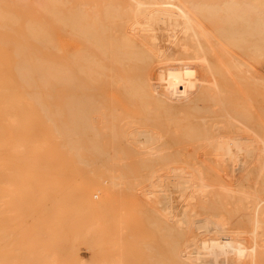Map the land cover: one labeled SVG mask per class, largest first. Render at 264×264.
Returning a JSON list of instances; mask_svg holds the SVG:
<instances>
[{"label": "bare ground", "instance_id": "bare-ground-1", "mask_svg": "<svg viewBox=\"0 0 264 264\" xmlns=\"http://www.w3.org/2000/svg\"><path fill=\"white\" fill-rule=\"evenodd\" d=\"M14 2L13 4H18ZM85 2H81V8L86 5ZM256 2L254 0L216 2L110 0L109 4L105 3L102 12L95 13L92 10L93 15L83 14L85 12L79 10V6L76 7L78 12L67 13L60 8V13L56 12L58 16L55 13L56 9L53 13L50 11L54 18L48 14L52 21L57 17L56 25L61 24L64 28L62 30L69 31L81 44L77 54H73L72 57H66L64 52L58 49L60 60L57 61L61 62L60 64L48 62L51 64L49 67L44 64L41 66L43 85L51 84L49 88L51 92L53 85L58 87L57 100L61 105L76 106L75 110L71 111L74 112L72 116L67 113L69 118L67 119V116L66 121L62 122V127L56 136L57 140H61L62 159L70 160L77 170H85L83 168L89 167L91 169L94 165H98L99 168L108 166L112 170L109 173L113 175L107 174L110 178L106 184L108 188L124 189L125 194L131 196L134 201L133 210L139 214L137 221L149 225L150 233L152 227L155 230L153 233L157 234L154 236L151 234L150 239H147L149 244L154 243L155 236L159 239L158 245L156 243L149 245L153 247L156 244V247H153L156 248L154 254L157 251L156 257L154 255V264H264V146L262 145L264 136L261 137L263 128L256 124L257 121L255 123L257 109H254L253 105L252 87H254L253 81L257 79H254L247 64L249 61H246L251 51L259 52L264 47V18L262 19L259 10L257 11L259 7L256 9L258 6L255 5ZM42 6L45 9L43 3ZM42 6L37 9H43ZM3 11L4 13L0 14L1 23L7 19L13 21L10 25L12 27L8 28L13 29L19 19L14 21L10 15V18L8 14L4 15L5 10ZM43 11L41 13L47 16ZM255 14L260 17L254 19ZM214 20L222 21V26L214 30L211 28L213 30L211 32L205 28L203 22L212 23ZM7 21L5 22L8 23ZM96 21L106 22L95 24ZM111 21L117 23L113 26ZM5 22L3 25L0 24L2 31H6L4 33L8 34L7 36L15 33L4 28L7 27ZM37 26L34 28L22 26L25 35L22 36L21 32L20 37L26 36L45 43L46 39L44 40L43 37L46 31L42 32ZM4 33L0 32V36ZM255 36L259 38L257 47ZM212 44H216L215 47L220 50L219 46L225 44L235 48L239 54L236 57L231 56L233 58L230 57V62L225 63L221 58L219 60L218 55L212 54L216 49ZM210 55H213L212 59L215 62L210 61ZM254 55L253 53L252 56ZM107 90L118 93L119 98L114 95L108 96L105 93ZM4 91L6 92L7 89L4 88ZM230 92L234 93V96L228 99L227 93L231 96ZM36 98L38 99L37 96ZM30 101L27 99V102ZM102 103L128 104L138 111L137 120L142 121L140 128L127 125L129 122L125 124L128 130H123L120 134L115 133L118 127L116 129L114 127V133H111L113 126L108 128L111 130L109 134H114L110 137L113 142L120 141L125 146L124 149L117 151L112 143H110L111 148L99 144V130L94 124L102 123L110 115L109 113L106 114L107 116L104 115L105 110H101L102 105H100ZM83 106L90 109L81 110ZM94 106L101 108L99 110L96 107L97 109L94 110ZM119 112L123 114L124 120L133 118L131 113L123 110ZM214 115L218 117H216L217 121L210 117ZM115 116L118 117L117 114L111 117ZM207 117H210L208 119L211 121H206ZM150 118L164 120L166 125L172 126L173 131H169L166 125L163 132L167 131L168 135L146 130L147 127H143L142 124ZM196 118L199 119L195 120ZM110 122L108 123L111 125ZM154 122L151 125L155 126L157 122L156 120ZM109 124L106 123L108 126ZM133 124L130 122V125ZM103 127L107 133L105 129L107 127ZM149 127L152 129L151 126ZM105 132L102 130V133ZM19 145L21 146V143ZM59 157L61 159V156ZM67 157L72 160L70 158L68 160ZM81 190L80 201L83 203L81 206H85L90 213L105 212L108 205L113 207L112 204L120 203L114 208L117 209V219L120 224L119 230L114 235L119 233L120 238H118L123 244L122 247L119 246L123 248L121 253H127L129 248L136 250L131 246H134L132 239L130 242L133 244H127L129 242L127 238L135 237L133 234L136 231L130 235L132 232L126 225V218L123 215L125 209L123 210L122 207L125 203L124 197L122 201L106 199L95 204L92 197L99 195L101 189H96L93 194L85 188ZM131 191H134V194H131ZM130 209V206L126 207L127 212ZM90 222L89 226L85 225L90 231L88 233H95L92 229L99 228V221L94 218ZM144 225L139 228L142 230ZM1 232L2 235L3 231ZM121 237L126 242L122 241ZM152 237L153 241H151ZM5 238H8V235ZM142 242L144 243L143 240ZM139 244H136L137 247ZM123 246L125 249L126 246L129 248L124 251ZM131 249L129 250L132 252ZM144 250L149 249L144 248ZM142 251L137 250L139 254ZM131 252L127 253L130 254L128 257L134 253ZM122 255L125 259H130L126 258L125 253ZM114 256L110 257L113 260L111 263L108 258L107 261L103 262L99 259L93 263L124 264L122 261L125 260L124 257L122 259L117 255L115 256L117 258ZM3 259L7 260L6 256L0 257V264H8V260L5 263ZM103 259L105 260L106 257ZM30 260H33L32 257ZM41 261L43 262V259ZM89 263L93 264L92 261Z\"/></svg>", "mask_w": 264, "mask_h": 264}, {"label": "rangeland", "instance_id": "rangeland-1", "mask_svg": "<svg viewBox=\"0 0 264 264\" xmlns=\"http://www.w3.org/2000/svg\"><path fill=\"white\" fill-rule=\"evenodd\" d=\"M11 1L14 2V0H9L10 3H8V0H0V6L2 7L0 8V10L4 8L3 9L5 10L4 15L7 16L8 14V17L10 15V17H12L11 19H13L14 21H18L16 19H19L20 21V22L19 21L16 22L15 24L16 26L13 24V26L15 27H13V29L10 28V30L8 28L12 27L10 25H11V22L13 23V21H10L8 19H7L8 21L7 20L3 21V23L5 21L8 22V23L5 22L7 27L4 24L5 26L4 28L8 29L9 32L11 31L15 32L7 36L8 34H5L6 31H2L3 28L1 26L3 25V23H1L2 20H0V24H2L0 26L1 27L0 32H3V33L5 32L3 36L2 35L0 36V88L1 89L3 88L2 90L0 89L1 91V94H0V222H1L0 223V249H1L0 257L2 256L3 258L4 256H6V259L8 260V262L7 260H4V259L3 260L4 262L6 261L8 264H23V262L24 264H30V263L32 264H36V263L37 264H82V263L87 264L89 263V261L90 262L92 261L93 263V261L97 262L99 261V259L104 262V261H107V258L110 259L108 261H110L111 263L113 262L111 258L114 255L115 256L117 255L122 259L124 257L125 259V256L122 254L125 253L126 255L127 253H130L131 251L129 249L131 248L126 246V249L129 248L128 251L130 252L127 251V253L126 252L121 253L123 251V248H119V246L122 247L123 244H121L122 242H120L119 240L120 238V236H118L119 233L118 235L116 234L114 235V233L119 230L118 226L120 227L119 220L117 219L118 218V215L116 212L117 209H114V208H116L117 205H119L120 203L118 202V204L117 203L112 204L113 207L108 205L105 212L101 211L98 213H94V212L90 213L88 212V210L85 209V206H81V204L83 203H81L80 201V193H82L81 189L85 188L90 194H93L96 189H101V193L99 195L97 194L96 196L92 197V201L95 204H97L100 201L106 200V199H111L113 201H118V200L122 201L124 197L125 203L122 207H123V210L125 209V211L123 212V215L126 218V225L129 228V230L132 232L130 233V235H132L136 231V233L133 234L135 235V237L131 236L130 238L128 237L129 239L127 238V240H129L127 244L132 243L130 242L132 239L134 246L133 245L131 246L132 248L136 250H133V249L131 250L132 252L134 251L133 254H135L136 256L132 254L130 257H128L130 254H127L126 258H130V259L129 260L125 259L122 261L124 264H148V263L154 264L157 251L154 254V251H155L154 249L156 248H153V247H156V244L158 243L159 239L158 237L155 236L154 243L156 244L153 247H150L149 245H152L154 243L149 244L147 239L148 240L150 239L151 234L153 236L154 234L155 235L157 234L156 232L153 233L155 230L152 229V227H151L152 233H150L149 225H144V223L141 224L140 221H137L139 219V214L133 210L134 201L131 196L125 194L124 189L122 188L121 189L119 188L109 189L108 188V185L106 184H108L107 182L110 181L109 180L110 178H108V175H113L109 173V172H112V170L108 166H106L107 168H104V166H100L99 168L98 165H94L93 166L94 168L93 167L91 168L93 172L91 171L90 167L88 168L90 170L86 168H83L85 170H77L74 168L71 161L69 160L71 156L67 157L69 161L65 160V158L62 159L63 156H62V153H60V151L62 150L60 149L62 148V145H60L61 140L59 139L57 140L56 136H58V131L62 127L61 126L62 122L66 121L67 116H68L67 117L68 119L69 115L70 116L73 115L74 112L71 113V111L75 110L76 106L71 107V106H67L63 104L62 106L61 102L57 100L58 87H56V85H53L52 87L53 90L51 92L49 89L51 88V84L46 83L45 85H43L42 83V80L44 78L41 74L42 72L41 66H43L44 64V66L49 67L51 64H48V62L49 63L53 62V64L54 62L55 63L58 62L57 65L61 63L57 61V59L60 60V54L58 52V49H61L64 52V55L66 57H70V56L72 57V55L77 54V51L81 48V44L70 34L69 31L65 32V30H62L64 28H62L61 24L56 25L55 21L57 22V17L55 21H52V18L54 17L50 14V11H52L53 13V10L56 9L55 13L56 12L60 13L59 9L61 8L63 12L65 10V12L67 13L70 11H71L70 13L78 12V8L76 7L77 6L80 7L82 5L81 2L83 3L84 1H86L84 3L86 5H83V8L80 7L79 10H82L83 12H85L83 13L81 11L83 14L91 15L92 13L93 15L94 12L96 13V11L98 13L99 11L102 12L105 6V3L108 2L107 4H109L110 0H101V1H97V0H88V1L87 0H16L17 2L15 1L14 3H18V4H13V2ZM203 1H209V0H203ZM212 1L216 2L219 0H211V2ZM254 1L255 2L257 1L255 4V5H258L256 6V9L259 7L257 11L259 10L258 12L259 14H261V17L263 19L264 18V7H263L264 0H254ZM42 3L45 5V9L51 8L50 10H48L49 12L47 10L46 12H44L45 9L42 6ZM66 4H68V6L70 7H68ZM261 4L263 8L261 7ZM59 5L60 7H58ZM41 6L43 7V9L42 8L37 9L38 7H41ZM56 6L58 8H55ZM260 7L262 8V10ZM3 10H1L0 14L4 13ZM37 10H40V11L44 10L43 13H46L47 16L48 14L49 16L51 15L52 18L51 17L49 18V16L47 18L46 15H43L41 13L42 11L40 12ZM90 10L91 11L93 10L94 12L93 11L91 12ZM57 13H56V16H58ZM255 15L256 16H254V19H257L258 16L260 17V15L258 16L257 14ZM97 22L98 21L94 23L96 24ZM103 22H106V21H103ZM103 22H100L97 24H103ZM111 23H113V26H114L117 23V21H113V22L111 21ZM221 23L222 21L219 22V20H214L212 23L205 21L203 22V25L209 31L213 32V30L216 27L220 28L222 26ZM33 24H35V26H29ZM106 24H108V22ZM263 24H264V19H263ZM37 25L39 26L40 30H42V32L46 31L44 33L45 36L46 34H48L47 35L48 37L46 36L47 38L45 36L43 37L44 40L46 39L45 43L39 42V40L37 39H29V37H26V36L22 38L20 37L21 32H22V36L25 35L23 32V29H24L23 27L34 28ZM39 28H36V29H39ZM44 28L45 30H43ZM14 34L17 37H15ZM4 35H6V37H4ZM43 38L40 37V39H42L41 41H43ZM254 38L256 39L254 40L256 41L255 45L257 47V41L259 40V38L257 39L256 36ZM47 40L49 43L46 42ZM212 46L216 48L215 47L216 44L215 45L212 44ZM217 48L214 50V53L212 54L218 55L219 60L222 59L221 61L225 63L230 62L229 59L231 56L236 57L239 54L238 51L235 50V48L227 46L225 44H222V47L219 46L221 50ZM261 50H259V52L258 50L254 52L251 51L248 57L246 58V61H249L247 62V64L250 66L252 75L253 77H255L254 79H257L253 81L255 84L253 83L254 87H252L253 89L252 97H253V102H254L253 103L254 109H257L256 112L257 114H259L258 119H256L257 114L255 115L256 116L255 123L257 121L256 124H259L258 126L263 128L262 130L264 133V121H263L264 120V47ZM253 53L255 54L254 56H252ZM213 55H210L211 62L212 61L215 62V60L212 59ZM218 56H216V61H218L217 59ZM233 57H231V59ZM37 71H38V76H37ZM25 73H27L29 76L27 74L24 75ZM23 76H25V78ZM23 80H25L24 84H23ZM26 81H28V83H26ZM29 81L31 83H29ZM4 88L5 90L7 89L6 92L4 91ZM26 88L27 89L30 88V89L27 90ZM27 92L30 94L28 95ZM32 93L35 97L32 95ZM105 93L108 96L114 95V97L119 98V94L116 92L111 93L107 90ZM51 94H52V99H50ZM233 94L231 93V96ZM19 95H22V96L24 95L26 98L24 96L23 97L21 96L22 97L21 99ZM30 95L32 96L30 97ZM36 96L38 97V99L36 98ZM227 96H228V99H230V98H233L234 95L231 97L230 94L227 93ZM27 99L28 101L31 100L30 101L31 104H29L30 102H27ZM100 105H102V108L104 109H102L101 106H94L93 107L94 110L96 107L99 110L100 108L101 110H105L103 111L104 115L107 116L108 115L107 113H109L110 115L108 116L111 119L107 116V118H105V120L103 121L105 123L102 122L100 124H96V125L94 124L95 128L97 127L99 130L98 132V136L100 137L99 144H101L104 147L106 145L110 147V143H112V145L115 146L116 150L118 149L117 151H119L120 149H124L125 146L120 141L113 142V140L110 137L111 135H114V134H111V133H114L115 131L114 127L115 129L116 127H118L115 133L117 132L119 134L123 133V130H128L127 125L131 127L140 128L141 126L140 123H142V121H140L139 119L137 120L136 115L138 114L137 113L138 111L135 108L133 109V107L128 106V104H108L107 105V103H102ZM77 108H80V107H77ZM87 108L86 106H83L81 110L90 109V107L88 109ZM107 109L109 112L107 111ZM119 110L120 111L123 110L127 113H131V116L133 118L124 120L122 118L123 114L119 112ZM112 111L115 113H111ZM116 114L118 115V117L117 116L111 117ZM210 117L215 118V120L212 119V121L213 120L217 121L216 119L217 116L215 117L214 115V117L213 116H210ZM210 117H207V119L205 118V120L211 121V119H208ZM108 118L111 120V122L109 121ZM260 118H262L263 120L261 119L262 120L261 121ZM153 119L156 120L157 122L155 124L156 127L153 125L155 122L154 120H152V118H150L149 120L147 119V121L146 120L143 121L145 122L142 124L144 125L143 127L145 128L147 127L146 130L147 129L153 130L155 132H160V133L168 135L167 131L163 132V130L165 129L164 126L166 125V122L164 120L158 121V119L160 118L158 119L153 118ZM198 119L199 118H196L195 120H198ZM220 119L224 120V118L223 119L220 118ZM221 120H218V121H221ZM162 121H164L165 123L164 122L161 123ZM108 122L112 124L110 125ZM115 122L117 125L115 124ZM119 122L121 123L119 124ZM130 122H133L134 124L130 125ZM150 122L153 124L151 125ZM106 123L109 124V126L106 125ZM147 125L151 126L152 129H149L150 127ZM103 126L107 127L105 129H107L108 134L104 131ZM111 126H113L112 132L111 130H108V128H110ZM99 127L102 128L103 132H105L106 134L102 133V130ZM166 128L170 129L169 131H173L172 126L169 124L166 125ZM109 132L111 133L109 134ZM101 133L103 135H101ZM263 133L261 134V137L264 136ZM261 140L260 142H262ZM20 143H21V146L19 145ZM262 145L264 146V142L262 143ZM110 148H107V150H111ZM59 156H61V159ZM61 160L62 161L65 160L63 161L64 163ZM106 169L109 171H106ZM114 173L118 174L119 172H114ZM131 194H134V191H131ZM127 206L131 207V209L128 212L126 211ZM94 218L99 221L98 225H100L98 226L99 228H96L97 230L92 229L93 231H95V233L98 231L97 235L95 233H88L90 231L87 228V226H85L86 224L89 226L91 223L90 222L91 219H94ZM56 224L58 225L57 227H56ZM141 225H144L145 227L144 228L142 226L144 228V229L142 228V230L141 228H139L141 227ZM116 227L117 229H115ZM137 228H139V230ZM1 231H3L2 235H1L2 233ZM50 232L52 233L50 234ZM78 232L80 236L78 235ZM137 232L140 237L136 235ZM38 234L40 235L38 236ZM46 234H48V236ZM123 234H120V235H123ZM7 235H8V238H5L7 237ZM56 237L58 240L56 239ZM121 239L122 241H125L124 238L121 237ZM133 239H135V241ZM136 239L139 242H137ZM118 240L119 242H117ZM142 240L144 241V243L142 242ZM151 241H153V237ZM114 242L117 244H115ZM33 243L34 245H32ZM138 243H140L139 245H142V247L141 246L139 247L138 245L139 247L138 248L136 245ZM24 244H25V247L23 246ZM40 246L41 248H39ZM143 247L149 250H144ZM118 248L121 250H119ZM137 248L140 251L144 250V252L142 251L143 253L140 252V254L142 253V255L144 254L145 256L140 255L137 252L138 250ZM126 249L124 251H126ZM29 250L31 251L28 252ZM60 250H62L63 252ZM145 252L149 253L150 256L146 255ZM23 254L24 255L27 254L30 256L28 257L26 255L27 256L26 257V256H23ZM31 257L33 260H30ZM105 257L106 259L104 260L103 258ZM149 257H151L150 261H149ZM34 258H35V261H34ZM42 259H43V262L41 261ZM152 259H153V262H152ZM146 260L148 263L146 262ZM106 264H109V262H107Z\"/></svg>", "mask_w": 264, "mask_h": 264}]
</instances>
